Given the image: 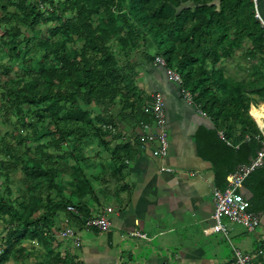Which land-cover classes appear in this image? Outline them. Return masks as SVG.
Segmentation results:
<instances>
[{"label":"trees","instance_id":"16d2710c","mask_svg":"<svg viewBox=\"0 0 264 264\" xmlns=\"http://www.w3.org/2000/svg\"><path fill=\"white\" fill-rule=\"evenodd\" d=\"M263 48L253 0H0V264H85L70 244L101 232L86 220L125 187L137 142L117 141L120 123L153 121L137 75L157 56L210 118L194 139L224 188L264 145L249 112L264 103ZM243 186L261 216L264 157ZM257 248L264 264V235Z\"/></svg>","mask_w":264,"mask_h":264},{"label":"crops","instance_id":"0c3cea01","mask_svg":"<svg viewBox=\"0 0 264 264\" xmlns=\"http://www.w3.org/2000/svg\"><path fill=\"white\" fill-rule=\"evenodd\" d=\"M253 1L255 16L257 12L264 20V0ZM217 2L213 0V3ZM240 57L232 60L240 61ZM227 73L235 74L229 70ZM137 84L150 101L154 92H160L163 97L168 152L164 158L155 157L152 154L154 145L139 141V134L143 131L141 124L132 130L124 122L120 123L122 136L117 141L137 142L136 154L126 160L125 187L113 197V205H108L113 207V212L110 215L111 228L104 232V249L80 245L78 252L83 255L80 261L88 263L89 253L93 252L95 263L223 264L233 259V247L257 258V241L264 235V226L260 225L261 230L248 243L243 239L235 243L234 239L242 232H250H240L234 226L237 223L226 217L222 219L226 234L212 231V190L217 187L215 175L211 164L199 155L194 139L201 126L212 125L210 118L195 104L193 97L192 101L184 98L178 83L169 78L166 67L160 64L141 65ZM263 107L264 103H258L251 106L249 112L252 108ZM144 123L149 124L148 132L158 131L152 125L153 121ZM259 123L263 125L264 116ZM84 231L86 235L96 233ZM133 231L144 236L131 235Z\"/></svg>","mask_w":264,"mask_h":264},{"label":"built area","instance_id":"2783aa9c","mask_svg":"<svg viewBox=\"0 0 264 264\" xmlns=\"http://www.w3.org/2000/svg\"><path fill=\"white\" fill-rule=\"evenodd\" d=\"M256 16L260 19L261 24L264 27V20L259 17L256 12ZM264 50V48H263ZM154 63L160 64L166 67V63L163 57L157 56L154 59ZM166 72L170 79L178 83L181 92L189 101H192V95L189 91L182 87L183 79L180 73L173 69L166 67ZM145 111L151 112L153 116V124L157 127L158 131L156 133L148 132L149 124L142 123L141 128L143 131L139 134V141L141 144L154 145L152 149V154L155 157L164 158L167 155L169 148L168 132L166 127V112L164 107L163 97L160 92H154L151 95V101L145 107ZM204 114V113H203ZM251 116L254 118L256 123L261 129H264V123L261 125L257 119L254 117L250 111ZM264 133V131H263ZM264 157V145L261 150L257 152L256 158L252 163L238 171L230 173L226 178V186L224 188L214 187L212 190L213 195V213L211 218L213 220L212 231H222L226 234V229L223 225L222 219L226 217L229 221L242 225L247 231L252 232L260 226V215L250 211L248 198L242 193L243 182L248 173L253 169V167L261 164L262 158ZM161 169H168L166 167H161ZM73 210V207H68ZM113 212V208L110 206L105 207L100 214L90 217L86 220V227L95 228L101 232H107L111 228L110 215ZM60 236L71 237L74 235V231L70 227H64L60 231ZM131 235L144 236L143 234L133 231ZM78 239H75L77 242ZM78 244V242H77ZM234 249V257L229 264H263L256 261L250 253L244 252L236 247Z\"/></svg>","mask_w":264,"mask_h":264},{"label":"rangeland","instance_id":"374dc122","mask_svg":"<svg viewBox=\"0 0 264 264\" xmlns=\"http://www.w3.org/2000/svg\"><path fill=\"white\" fill-rule=\"evenodd\" d=\"M40 28H43V26H40ZM223 63L226 66L227 70H229V72H231V73L235 72L236 73V71H239V69H237V66H236V63H237L236 60H233V61H225ZM111 205H113V203H111ZM234 226L240 232L243 231V230H247L246 228H243V226L242 225H239V224H235ZM2 230H3V223L0 222V236L2 234ZM260 230H261L260 229V226H258L255 229V231L252 232V233L251 232L250 233L242 232L239 236H237V238L234 239L235 240V243L236 242L239 243L242 239L244 240L245 243H248L249 241H251L254 238V236ZM78 237H80L79 238V241H80V243H81L82 246L89 247V248L91 247V248H95V249H101L102 248V244L105 241L106 234L104 232H99V233H90V235L89 234L86 235V232L84 230H82L81 232H79V236ZM26 246L29 247L30 246V243H28V244L26 243ZM238 246H240V245H238ZM241 246L244 248L243 245H241ZM70 247H71L72 252L73 253H76L78 255L77 260H82L83 259V255L81 253L79 254L78 248L75 245H73L72 242L70 244ZM102 249H104V248H102ZM87 260H88V263H85V264H106V263H95V258H94L93 252H90L89 253V259H87ZM28 261H30L32 263H34V262L37 263L38 262V259L31 256L28 259ZM13 262L14 261L11 259L7 263L12 264ZM18 264H22V262H19ZM116 264H118V263H116ZM122 264H125V263H122ZM126 264H136V263H126ZM179 264H181V263H179Z\"/></svg>","mask_w":264,"mask_h":264},{"label":"water","instance_id":"95a60500","mask_svg":"<svg viewBox=\"0 0 264 264\" xmlns=\"http://www.w3.org/2000/svg\"><path fill=\"white\" fill-rule=\"evenodd\" d=\"M243 190H244V195H245V197L246 198H249L250 196H251V193L243 186V188H242ZM260 224L262 225V226H264V212H263V214H261V217H260Z\"/></svg>","mask_w":264,"mask_h":264},{"label":"bare ground","instance_id":"6f19581e","mask_svg":"<svg viewBox=\"0 0 264 264\" xmlns=\"http://www.w3.org/2000/svg\"><path fill=\"white\" fill-rule=\"evenodd\" d=\"M257 109V108H256Z\"/></svg>","mask_w":264,"mask_h":264}]
</instances>
